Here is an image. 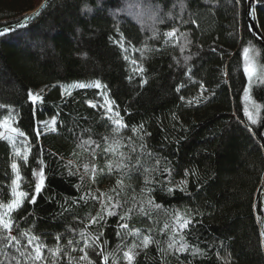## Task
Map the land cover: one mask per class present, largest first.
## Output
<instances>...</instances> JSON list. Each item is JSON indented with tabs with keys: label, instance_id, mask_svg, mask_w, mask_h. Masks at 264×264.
I'll return each instance as SVG.
<instances>
[{
	"label": "trees",
	"instance_id": "obj_1",
	"mask_svg": "<svg viewBox=\"0 0 264 264\" xmlns=\"http://www.w3.org/2000/svg\"><path fill=\"white\" fill-rule=\"evenodd\" d=\"M41 1L0 0V27L17 22ZM253 1L256 23L264 35V0ZM246 12V0H53L29 26L0 37V121L11 119L32 145L28 165L17 160L25 181L22 190H29L41 149L46 164V189L35 204L26 201L22 210L13 213L19 230L31 229L50 248L56 246V234L62 233L60 243L73 257L71 264H88L79 259L84 247L79 233L86 225V231L94 235L103 230L101 247L104 253H112L109 264L113 260L123 264V252L139 243L126 233L116 236L119 215L108 217L107 226L89 225V217L99 210L97 202L73 206L64 201V197L80 195L74 187L80 178L69 176L62 164L68 160L89 162L91 157L84 149L95 145L78 148L77 144L89 139L102 143L103 135L111 136V125L99 106L101 90L75 88L71 96L62 97L61 85L99 80L129 126L121 133L124 142L134 136L131 126L142 122L151 134L143 143L155 156L142 157L145 167H154L156 159L161 167L170 163L173 183L184 180L185 171L189 172L187 192L177 189L169 196L157 190L152 195L164 209L192 210L193 223L183 235L204 255L193 256L191 249L182 253L168 250L171 231L161 233L159 229L170 217L161 210L153 213V220L134 214L127 221L130 229H140L159 242V246L154 242L146 249L136 248L134 264H264L260 232L264 217L260 197L264 190V83H253L251 88V100L260 106L253 124L244 113L245 106L249 108L244 96L249 79L244 73L243 52L245 48L257 51L258 62L264 67V48L250 32ZM173 27L179 29L177 35L187 33L192 41L183 52V37L175 46L164 45L163 33ZM154 31L160 38L149 40ZM121 33L126 52L116 43ZM145 41L160 50L142 56L135 49H141ZM138 65L145 69L142 76L134 71ZM258 76L264 78V71ZM142 79L147 80L143 86ZM29 91L42 97L35 107ZM201 93L200 103H188ZM88 101L97 107H90ZM53 117L56 131L44 130L37 142L38 122ZM135 143L139 146L141 141ZM12 151L11 145L0 139V202L4 203L11 198L8 186L14 179ZM95 162L104 167L103 156L97 155ZM142 173L143 169L135 171L131 181L125 180L135 189L121 192L119 198L129 201L125 208L133 195L140 197ZM116 178L105 174L94 184L86 178L82 191L115 195L111 189ZM160 178L168 179L167 174ZM61 205L72 207V212L60 215ZM73 228L75 233L69 231ZM149 228L153 229L150 233ZM19 230L14 228L12 234L21 240L20 251H25L27 240L20 237ZM70 239L74 243L67 247ZM104 240L108 243L103 244ZM0 249V264H16L12 257L24 264L12 245L5 249L0 243ZM87 251L95 264H103L93 250ZM44 255L49 257L46 264H52L47 249ZM59 264H69L63 253Z\"/></svg>",
	"mask_w": 264,
	"mask_h": 264
},
{
	"label": "snow or ice",
	"instance_id": "obj_2",
	"mask_svg": "<svg viewBox=\"0 0 264 264\" xmlns=\"http://www.w3.org/2000/svg\"><path fill=\"white\" fill-rule=\"evenodd\" d=\"M31 20L30 16H25L24 20L21 22L18 27H22L28 21ZM193 23H195L193 21ZM10 29L4 28L0 30V35L6 34ZM179 32L178 28L173 27L170 31L164 32V45L172 44L175 46L179 43L181 37L184 38L183 44L180 45L181 52H183L184 48L188 47L192 41L188 39L187 33H177ZM160 38V34L158 32H153V35L149 37V40H157ZM119 44V47L122 51H127L124 47V36L121 33L120 40L116 41ZM136 51H140L141 55H145L147 53L159 51L158 48L150 47L147 41L144 42L143 47L141 49H135ZM249 49L245 48L243 50L245 54V67L244 73L249 79L248 85L244 88V96L245 102L251 101V88L253 83L260 82L264 83V78L256 75V69L254 66L250 65L247 61V53ZM125 60L128 59L127 56L124 57ZM185 60H189L190 57H185ZM131 63L133 65H137L135 60H132ZM134 71L138 75H143L145 69L142 65H138L134 67ZM191 69H189L190 73ZM188 75V73H186ZM255 77V79H254ZM131 79V77L129 78ZM147 83L146 79L141 80V86ZM203 89V84L200 85ZM86 89V88H95L99 89L100 95L103 96V103L99 106L103 108L104 116L107 117L111 125V136L103 135L102 143H97L91 139L84 141L82 140L80 144H77V147H83L84 145H95V147L85 148L84 151L88 152L91 160L86 163H79L78 160H68L62 164V167L67 169V174L69 176H79L80 183L76 184L74 187L77 192L80 193L78 197H64L65 204L70 205H78L80 202L88 203L89 200L93 202H97L99 204V210L96 212L94 216L89 217V225H101L107 226L108 217H115L119 215V221L117 222V231L116 236L122 237V233H126V235L133 236L139 243H132L131 246L127 248L126 251L123 252V259L127 261V264H134L136 256L138 253L136 252V248L142 247L144 249L148 248V246L152 243H157L158 241H154L151 235H145L141 232L140 229L137 228H129V221L132 216L140 215L142 217H146L149 220H153V213L159 212L161 210L165 211L167 215L170 217V222H165L163 227L159 229L161 233H165L167 231H171V236H169V243L167 245L168 250H172L175 248L177 252H188L191 249L192 255H204V253L196 246L189 245L186 241L183 233L186 229L189 228L193 223L194 214L192 210H187L186 212H180L178 209L173 208L171 210L164 209V206L157 203L152 193L154 191L159 190L160 192L167 193L169 196L173 194L177 189L182 193L187 192V177L189 175L188 170L185 171V179L179 181L178 183H173L171 179L172 173L174 169L171 167L170 163L168 166L161 167L160 159L155 160L154 167H145L144 163H142V157H154L155 154L146 151L147 145L143 143L145 136H150L144 127V123H140L139 125H132L131 132L134 136L127 137V143L124 142V138L121 133L123 130L128 129V125L124 123V118L120 115V112L116 109L119 108L118 105L115 104L114 100H111L107 93V86L103 85L99 80L92 81L90 83L83 82H73L71 85H61V96H71L72 89ZM180 88H177L179 91ZM28 98L32 101L33 106L42 101V97L38 94H34L31 91L28 93ZM203 98V93H201L200 97L193 98L189 100L188 103H200ZM184 97L181 96V100ZM254 107L256 108L257 113L259 112V105H256L254 101H252ZM88 104L92 108L97 107V103H93L92 101H88ZM115 106V107H114ZM244 113L248 117V119L255 124L257 121L253 118V113L249 111V108L245 106ZM173 118L175 119V115L173 114ZM56 117H53L50 121H39L38 127L35 131V139L39 142V137L43 134L44 130L55 132L56 128ZM0 129H4V131H0V139L7 141L12 147V162L10 164L12 173L14 174V179H12L11 184L8 186L10 188V199L7 203L0 202V243H3L4 248L6 249L9 245H12L19 252V256L23 257L24 264H46L49 257L44 255L45 249H47L50 254V258L52 264H59V259L61 257V253L64 256H67L69 259V264L73 257L69 255L68 252L64 251L65 245H61V236L62 233H57L55 236L56 246L54 248L48 247L45 241L41 238L40 235H36L32 233L31 229L29 230H19V223L14 220L13 213L22 210L25 206V202L29 204H35L37 200V196L40 195L46 189V179L47 175L45 173V160H44V151L43 149L37 154L38 159L36 160L37 167L32 168V176L33 181L29 185V190H22V184L25 182L24 178L21 175V166L17 162V160L23 162L25 166L28 165L29 156L32 154V145L28 140L26 134L21 131L18 127H11L8 120H4L0 123ZM7 133V134H6ZM139 139L141 143L139 146L135 143V140ZM19 145V146H18ZM124 149H128L124 151ZM49 156H54V153H48ZM74 156L78 157V154L74 151ZM97 155H101L104 157L105 163L104 167H99L95 162ZM133 157H135V163H133ZM63 158L60 157L59 160ZM79 159V157H78ZM143 169V187L140 189V197L133 195L131 197L130 206L126 207L129 204L128 200H121L120 194L126 188L131 189L135 192L132 184H125V180L131 181L133 179V173L135 171H139ZM116 175L115 186L111 189L115 195H109L106 192H100L99 195L92 192L90 189L88 191H82L84 186V181L88 178L91 183H96L97 178L103 175ZM164 174H167L168 179H163ZM31 193V195H30ZM62 212H72V207H64L61 205ZM122 210L123 214H120L117 210ZM31 215V214H30ZM156 223V221H153ZM87 225L85 226V230H81L79 236L84 240V247L80 249L83 253L80 256L81 261H87L88 264H95L94 261L89 257L88 249L93 250L97 257L102 258L103 264H109V257L112 256V253H104L101 247V237L104 236L103 230L100 231L99 235H94L91 232L86 231ZM17 229L20 232V237L26 238L27 243L23 245L25 251H20L21 240L13 235V229ZM69 231L75 233V229H69ZM153 229L149 228L148 232H152ZM264 236V232L261 233ZM179 236V239L176 237ZM73 240L67 241V247H71L73 245ZM79 243V241H76ZM108 241L104 240L103 244H107ZM119 245L117 248L119 249ZM97 248H101L100 251H96ZM30 249V251H29ZM2 250V249H0ZM75 248H72V251H75ZM159 251L164 252V249H159ZM13 260L16 261V264H21V261L16 257H12ZM113 264H116V261L113 260Z\"/></svg>",
	"mask_w": 264,
	"mask_h": 264
},
{
	"label": "water",
	"instance_id": "obj_3",
	"mask_svg": "<svg viewBox=\"0 0 264 264\" xmlns=\"http://www.w3.org/2000/svg\"><path fill=\"white\" fill-rule=\"evenodd\" d=\"M52 1L53 0H42V2L34 10L23 15L17 22L0 27V30H3L4 28H8V29H10V31H8L6 34H9V33L15 32L19 29H23V28L29 26L31 23H33L42 14V12L46 9V7ZM246 6H247L246 20H247V24H248V27L250 29V32L252 33L254 38L259 42V44L264 48V35L259 31L257 23H256L255 15H254L255 3L253 0H246ZM25 16H30L31 20L28 21L26 24H24L22 27H18V25H20L21 22L24 20ZM6 34H4V35H6ZM4 35H0V37H2ZM260 197H261L262 205L264 206V203H263L264 192L261 194ZM260 232L261 233L264 232V217H263L261 224H260ZM261 237L264 239V236L261 235Z\"/></svg>",
	"mask_w": 264,
	"mask_h": 264
},
{
	"label": "rangeland",
	"instance_id": "obj_4",
	"mask_svg": "<svg viewBox=\"0 0 264 264\" xmlns=\"http://www.w3.org/2000/svg\"><path fill=\"white\" fill-rule=\"evenodd\" d=\"M148 18V17H147ZM146 18V19H147ZM244 57H245V54H244ZM247 61L250 65L254 66L255 69H256V75L258 76L260 74V72H263L264 71V67L260 66V63L258 62V52L257 51H253V52H250L248 51L247 53ZM255 79V77H254ZM73 82H76V81H70L69 83L65 84V86L67 85H71L73 84ZM84 83V82H83ZM47 86V84L45 86H43L41 88V90H43L45 87ZM75 89V88H74ZM73 90V89H72ZM103 97V96H102ZM104 99V98H103ZM102 103H103V100H102ZM248 106H249V111H253V118H254V113L256 112V108L254 107L253 103H252V100L248 102ZM5 120H8L9 124L11 127H15L12 123V120L11 119H5ZM4 121V120H3ZM3 121H0V123H2ZM0 131H4V129H0ZM7 134V133H6ZM264 192V190H263ZM263 203H264V200H263ZM123 264H127V261L125 260V262Z\"/></svg>",
	"mask_w": 264,
	"mask_h": 264
}]
</instances>
